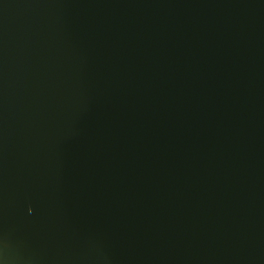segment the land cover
<instances>
[{
	"label": "water",
	"instance_id": "95a60500",
	"mask_svg": "<svg viewBox=\"0 0 264 264\" xmlns=\"http://www.w3.org/2000/svg\"><path fill=\"white\" fill-rule=\"evenodd\" d=\"M0 264H264V0H0Z\"/></svg>",
	"mask_w": 264,
	"mask_h": 264
}]
</instances>
